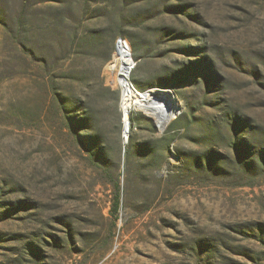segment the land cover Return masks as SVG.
<instances>
[{
    "label": "rangeland",
    "instance_id": "obj_1",
    "mask_svg": "<svg viewBox=\"0 0 264 264\" xmlns=\"http://www.w3.org/2000/svg\"><path fill=\"white\" fill-rule=\"evenodd\" d=\"M0 264H264V0H0Z\"/></svg>",
    "mask_w": 264,
    "mask_h": 264
},
{
    "label": "bare ground",
    "instance_id": "obj_2",
    "mask_svg": "<svg viewBox=\"0 0 264 264\" xmlns=\"http://www.w3.org/2000/svg\"><path fill=\"white\" fill-rule=\"evenodd\" d=\"M123 61L124 65L120 66V71L122 73L121 75L125 74L126 76H128L131 73V69L126 67V61ZM124 86L130 89L123 90L120 101L122 119L124 122V134L126 135V138H128L130 134V115L134 110H144L147 114L154 116L162 125H165L167 123L172 113L168 109V104L164 99L158 96L157 99L153 97L149 98L148 94L150 92L148 91L137 92L136 90H134L132 83L130 82V78H124Z\"/></svg>",
    "mask_w": 264,
    "mask_h": 264
},
{
    "label": "built area",
    "instance_id": "obj_3",
    "mask_svg": "<svg viewBox=\"0 0 264 264\" xmlns=\"http://www.w3.org/2000/svg\"><path fill=\"white\" fill-rule=\"evenodd\" d=\"M123 60L126 61V67L130 68L131 73H132V71L135 68L134 62L132 60V57H131V54H130V51H129L127 45L120 38L116 42V52L114 53L113 60L111 62V67L114 71H117V82H118V86L121 89L122 93H123L124 89L130 90L124 86V78H130V75H131V73L128 76H126L125 74L121 75L122 73L120 71V69H121L120 66L124 65ZM154 96H152V97L154 98ZM148 97L150 98L149 94H148ZM155 97L157 99V96H155Z\"/></svg>",
    "mask_w": 264,
    "mask_h": 264
},
{
    "label": "trees",
    "instance_id": "obj_4",
    "mask_svg": "<svg viewBox=\"0 0 264 264\" xmlns=\"http://www.w3.org/2000/svg\"><path fill=\"white\" fill-rule=\"evenodd\" d=\"M107 57H109L110 55H111V50H109V52L107 53ZM110 91L109 92H111L112 94H115L116 95V99L118 98V93L115 91L114 93H113V91L110 89V88H108ZM76 117V116H75ZM74 119V118H73ZM75 119H78V118H75ZM94 118H93V116L91 117H89V118H87V117H84V118H80L79 120H78V122H80V123H82L83 125H88V123H91V121L93 120ZM77 121V120H76ZM131 121H132V118L130 119V123H131ZM132 124V123H131ZM120 202H121V193L119 192V190L117 191V193L115 194V199H114V204H115V207L116 208H118L119 207V205H120Z\"/></svg>",
    "mask_w": 264,
    "mask_h": 264
},
{
    "label": "water",
    "instance_id": "obj_5",
    "mask_svg": "<svg viewBox=\"0 0 264 264\" xmlns=\"http://www.w3.org/2000/svg\"><path fill=\"white\" fill-rule=\"evenodd\" d=\"M176 100H173V102H175ZM168 109H170V108H168Z\"/></svg>",
    "mask_w": 264,
    "mask_h": 264
}]
</instances>
